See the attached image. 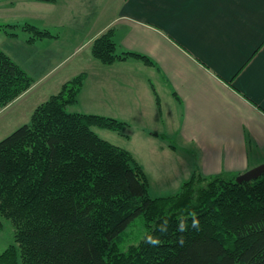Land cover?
<instances>
[{"label":"crops","instance_id":"1","mask_svg":"<svg viewBox=\"0 0 264 264\" xmlns=\"http://www.w3.org/2000/svg\"><path fill=\"white\" fill-rule=\"evenodd\" d=\"M0 21L57 35L19 43L12 32L8 49L0 45L34 79L0 109L15 110L8 120L26 123L83 73L70 112L125 122L129 142L141 141L126 150L149 181L145 148L178 163L177 186L193 172L237 176L264 163V0H0ZM107 30L117 54L151 63L94 58L91 44Z\"/></svg>","mask_w":264,"mask_h":264},{"label":"trees","instance_id":"2","mask_svg":"<svg viewBox=\"0 0 264 264\" xmlns=\"http://www.w3.org/2000/svg\"><path fill=\"white\" fill-rule=\"evenodd\" d=\"M23 28L28 41L57 37ZM91 54L104 64L127 56L151 63L117 54L111 30L93 40ZM84 76L64 82L0 140V216L13 226L0 264H264V174L239 183L236 174L193 172L176 192L151 196L132 154L93 130L120 133L127 124L67 110ZM33 83L0 48V108ZM137 216L146 232L121 249Z\"/></svg>","mask_w":264,"mask_h":264},{"label":"rangeland","instance_id":"3","mask_svg":"<svg viewBox=\"0 0 264 264\" xmlns=\"http://www.w3.org/2000/svg\"><path fill=\"white\" fill-rule=\"evenodd\" d=\"M20 23L21 24L19 27L18 26H12L13 27L12 28L11 26H9L6 23L2 24V22L0 21V45L2 48L8 49L9 45H11V43H12L11 39L13 37H11L10 35L12 32L17 34V37H18L17 39L19 40L18 42L20 43L22 40L29 38V36L32 34L28 30L24 31L23 26L26 23L31 24L33 26L37 25L36 23L29 22V21H25V22L22 21ZM36 27H38V26H36ZM7 33H8V35H7ZM22 46H24V45H18L17 47L22 48ZM7 51H8V53H11V55H14V54H12V52L10 50H7ZM44 93H45V91H44ZM13 106H15V105H13ZM71 109H72L71 105L67 106L68 111H72ZM14 112H15V110L13 109L11 111H6V113L0 114V140L3 139L4 137H6L8 134H10L12 131H14L17 127L22 125L21 123L17 124V122L13 119L8 120L9 117H13ZM29 118H30V116H29ZM93 130L103 139L108 140L111 143H113V144H115V145H117L123 149H126V148L131 149V148H133V146H132L133 143L139 144L138 142H141V141L129 142V140L126 137V135H127V128L126 127H124L120 133L112 131V130H108V129L97 128V127H93ZM145 150H146V148L144 149V151L142 149L141 152L143 155V159L145 158L146 161L142 160L141 156H138L139 157L138 159L141 163L144 164L145 169L149 173L148 175L151 179L149 181V183H150V187H149L150 195L151 196H162V195H166V194H169L171 192L177 191V189L179 188L180 185L177 186L176 181L181 180V178L179 177V174L177 173V171H179V169H180L178 167V163H175V164L169 163L168 162L169 160H166L164 158H162L161 160H157L156 154H153V152L150 149H149V152H145ZM143 152H144L145 156H144ZM154 158H155V161L158 163L155 164ZM160 168H162L161 171H158ZM174 183H175V185H174ZM145 232H146V226L144 223V219L142 216H137L124 230L122 240L120 241V244H119L120 248L124 249L128 245L137 243L142 238V236L144 235ZM11 243H13V226H12L10 220L0 216V253Z\"/></svg>","mask_w":264,"mask_h":264},{"label":"water","instance_id":"4","mask_svg":"<svg viewBox=\"0 0 264 264\" xmlns=\"http://www.w3.org/2000/svg\"><path fill=\"white\" fill-rule=\"evenodd\" d=\"M262 174H264V163L256 165V166L246 170L245 172L238 174L235 177V180L237 182L241 183L243 181H250V180L256 179L257 177H259Z\"/></svg>","mask_w":264,"mask_h":264}]
</instances>
